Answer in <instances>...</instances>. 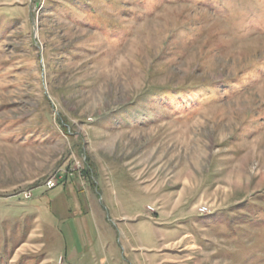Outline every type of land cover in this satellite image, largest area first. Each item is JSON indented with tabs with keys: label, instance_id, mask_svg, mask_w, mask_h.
<instances>
[{
	"label": "rangeland",
	"instance_id": "1",
	"mask_svg": "<svg viewBox=\"0 0 264 264\" xmlns=\"http://www.w3.org/2000/svg\"><path fill=\"white\" fill-rule=\"evenodd\" d=\"M0 264H264V0H0Z\"/></svg>",
	"mask_w": 264,
	"mask_h": 264
},
{
	"label": "trees",
	"instance_id": "2",
	"mask_svg": "<svg viewBox=\"0 0 264 264\" xmlns=\"http://www.w3.org/2000/svg\"><path fill=\"white\" fill-rule=\"evenodd\" d=\"M208 9L211 11H215L213 8H208ZM206 83L207 82L199 81V82H192L188 84H180L176 86L160 85V86H154L152 87V89L154 93L158 95V99H161V96H164L165 98L166 97L169 98L171 95H174L175 93H185V94L193 93L197 89H199V87L209 86ZM59 123L62 124L63 123L62 120L59 119ZM62 128L64 129L65 127L62 125Z\"/></svg>",
	"mask_w": 264,
	"mask_h": 264
},
{
	"label": "built area",
	"instance_id": "3",
	"mask_svg": "<svg viewBox=\"0 0 264 264\" xmlns=\"http://www.w3.org/2000/svg\"><path fill=\"white\" fill-rule=\"evenodd\" d=\"M58 184V180L56 177H49L47 178L44 183H43V186L46 188V189H52L54 187H56ZM32 196L31 194V190H27V191H24L23 192V198L24 199H28ZM205 211H207L206 209H203L201 212L204 213Z\"/></svg>",
	"mask_w": 264,
	"mask_h": 264
},
{
	"label": "crops",
	"instance_id": "4",
	"mask_svg": "<svg viewBox=\"0 0 264 264\" xmlns=\"http://www.w3.org/2000/svg\"><path fill=\"white\" fill-rule=\"evenodd\" d=\"M68 210H69V208H67V214H68ZM68 216V215H67ZM124 217L127 219V221L128 220H130L131 219V217H129V216H127V215H124ZM119 218H123L122 216H120ZM128 223V222H127ZM72 256H73V254H71Z\"/></svg>",
	"mask_w": 264,
	"mask_h": 264
}]
</instances>
